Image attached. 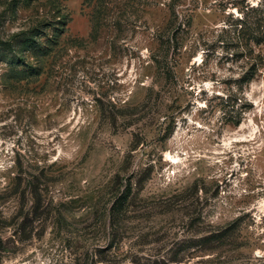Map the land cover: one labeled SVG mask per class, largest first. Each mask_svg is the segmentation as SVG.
I'll use <instances>...</instances> for the list:
<instances>
[{
    "label": "rangeland",
    "instance_id": "374dc122",
    "mask_svg": "<svg viewBox=\"0 0 264 264\" xmlns=\"http://www.w3.org/2000/svg\"><path fill=\"white\" fill-rule=\"evenodd\" d=\"M261 35L264 0H0V264H264Z\"/></svg>",
    "mask_w": 264,
    "mask_h": 264
},
{
    "label": "trees",
    "instance_id": "16d2710c",
    "mask_svg": "<svg viewBox=\"0 0 264 264\" xmlns=\"http://www.w3.org/2000/svg\"><path fill=\"white\" fill-rule=\"evenodd\" d=\"M59 33H53L51 38H45V40H40L39 37L40 35L38 34V32H33L30 31L28 33L25 32H21L16 39V44H18L21 48L22 51H28L31 53H34L35 55H45L47 54L50 50H51V45L52 43L56 42V38L58 37ZM261 37L264 36H258L255 37L257 42L261 41ZM0 44L8 49L11 48V45H14L15 43L10 42L9 41H0ZM4 54L6 53H1L0 54V60L4 59ZM23 61V59H21ZM13 61V60H12ZM28 69H30L32 71V74L35 75L38 73V70H36L34 67L30 66ZM229 231L226 229H223L221 231H216V232H212L210 234H206V235H202L200 236L197 240H195L196 242H198L201 245H208V243L216 241H224L225 237H228ZM206 247V246H205Z\"/></svg>",
    "mask_w": 264,
    "mask_h": 264
}]
</instances>
